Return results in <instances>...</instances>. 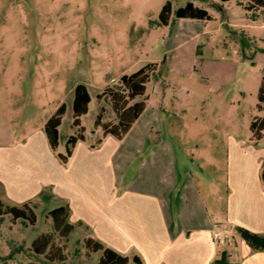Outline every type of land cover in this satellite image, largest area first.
Listing matches in <instances>:
<instances>
[{
	"label": "rangeland",
	"instance_id": "374dc122",
	"mask_svg": "<svg viewBox=\"0 0 264 264\" xmlns=\"http://www.w3.org/2000/svg\"><path fill=\"white\" fill-rule=\"evenodd\" d=\"M168 1L173 18L169 26H160L159 15ZM188 3L206 10L212 20L175 19V12ZM247 4V0H0V146H14L44 129L66 104L59 147L52 150L61 162L58 155H66L67 140L77 133L72 125L75 88L85 84L92 99L81 118L85 143L99 149L107 139L95 126L100 109L105 108L104 123H117L110 92L123 93V76L156 64L145 97L137 99H146L148 110L133 134L124 138L122 150L149 137L151 146L156 140L166 141L216 221L224 220L229 193L238 194L237 180L242 177L249 180L244 201L256 206L264 194L263 181L260 187L255 185V160L264 163V138L253 141L250 126L256 116H264L257 109L264 69V11L248 12ZM146 154L119 174V188ZM36 201L31 205L38 223L21 234L24 237L55 231L48 211L60 200ZM2 219L6 229L15 223L10 215ZM78 236L56 238L58 245L67 247L65 264H76V256L87 254L85 241L77 242ZM226 236L233 244L232 236ZM8 247L17 250L15 245ZM97 260L94 256L87 264Z\"/></svg>",
	"mask_w": 264,
	"mask_h": 264
},
{
	"label": "crops",
	"instance_id": "0c3cea01",
	"mask_svg": "<svg viewBox=\"0 0 264 264\" xmlns=\"http://www.w3.org/2000/svg\"><path fill=\"white\" fill-rule=\"evenodd\" d=\"M150 139L126 150H122L125 139L114 137H107L99 149L80 142L64 165L52 151L44 129L33 131L14 146H0V197L19 207L26 202L38 203L41 197L43 201L58 198L60 205L55 209L69 208V221L75 226L72 235L79 234L77 242L91 238L131 259L140 256L144 264H264V252L250 249L235 231L239 226L264 235V194L256 206L247 204L244 197L249 180L240 178L238 194L229 193L224 220L216 221L196 184L182 174L179 160L166 141L156 140L151 146ZM146 152L127 183L119 188V174L124 175ZM255 166V185L260 187L264 163L255 160ZM2 220L0 262L51 264L34 251L33 243L54 229L28 238L22 235L36 227L38 220L35 225L18 220L7 229ZM218 228L223 229L224 244L215 239ZM226 233L234 239L233 244ZM5 240L17 250L5 246ZM94 256L98 260L93 264H98L100 254L88 257L85 252L76 256V264H87Z\"/></svg>",
	"mask_w": 264,
	"mask_h": 264
},
{
	"label": "trees",
	"instance_id": "16d2710c",
	"mask_svg": "<svg viewBox=\"0 0 264 264\" xmlns=\"http://www.w3.org/2000/svg\"><path fill=\"white\" fill-rule=\"evenodd\" d=\"M232 0H221L223 3ZM239 1V0H238ZM248 4L245 7L246 11L254 10L264 11V0H247ZM173 18V9L171 2H167L160 15L158 25L169 26ZM175 19L178 20H196V21H211L212 18L209 13L193 3H188L185 7L179 8L175 12ZM165 61L162 62V65ZM156 64L147 65L138 72L123 76V93L110 92L113 107L117 117V123H104L103 118L105 108H101L95 121L96 128L103 129V137H114L118 141L124 138L131 132L134 125L139 121L147 109V100L137 101L138 98L145 97L147 92V85L151 81V75L156 72ZM100 97V96H98ZM91 95L85 84H79L75 88L73 101V127L77 129V133L68 138L66 144V155L59 154L58 157L64 165H67L73 156L76 145L80 142L86 141V129L82 125L81 118L89 111V104L91 103ZM259 112L264 113V69L261 86L258 93ZM67 112L66 104L59 107L56 113L48 120L44 127L51 149L56 152L59 147L60 132L59 128L62 125L63 117ZM250 130L252 132L253 141H261L264 138V116H256L252 121ZM102 144V140L98 141V145ZM96 149L97 146H91ZM261 179L264 183V167L262 169ZM32 202H26L19 206H11L6 204L0 197V218L10 215L14 222L18 220L28 221L31 225L37 223V216L35 207L31 205ZM54 223L55 231L50 234L40 236L33 243L34 251L46 257L52 263L65 264L67 262V247L66 245H58L56 243L57 236L59 239H69L71 234L75 231V226L69 221L70 210L68 207H59L48 214ZM236 233L245 241L247 246L253 251L264 252V235L254 233L243 227H235ZM86 253L88 256L93 254H100L98 264H144L140 256H134L132 259L128 256L122 255L116 250L107 247L101 242L91 238L85 240Z\"/></svg>",
	"mask_w": 264,
	"mask_h": 264
},
{
	"label": "built area",
	"instance_id": "2783aa9c",
	"mask_svg": "<svg viewBox=\"0 0 264 264\" xmlns=\"http://www.w3.org/2000/svg\"><path fill=\"white\" fill-rule=\"evenodd\" d=\"M222 233H223V229H222V228H218V229L216 230V233H215V239H216L219 243L224 244L226 239H225V237L222 235Z\"/></svg>",
	"mask_w": 264,
	"mask_h": 264
}]
</instances>
